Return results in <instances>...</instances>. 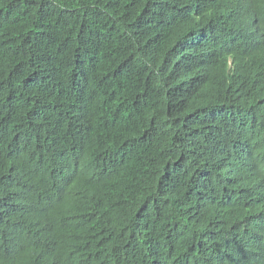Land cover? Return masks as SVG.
<instances>
[{
  "label": "trees",
  "instance_id": "obj_1",
  "mask_svg": "<svg viewBox=\"0 0 264 264\" xmlns=\"http://www.w3.org/2000/svg\"><path fill=\"white\" fill-rule=\"evenodd\" d=\"M0 264H264V0H0Z\"/></svg>",
  "mask_w": 264,
  "mask_h": 264
}]
</instances>
